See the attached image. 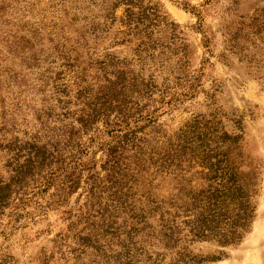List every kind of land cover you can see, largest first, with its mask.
Here are the masks:
<instances>
[{"label": "rangeland", "instance_id": "374dc122", "mask_svg": "<svg viewBox=\"0 0 264 264\" xmlns=\"http://www.w3.org/2000/svg\"><path fill=\"white\" fill-rule=\"evenodd\" d=\"M82 113L96 123L69 146L54 181L45 185L47 174L35 170L12 173L11 158L42 128L59 129L67 114L78 129ZM150 114L152 123H143ZM196 126L238 141L257 191L240 242H193L188 250L202 264H264V0H0V187L12 194L0 208V264L105 260L108 214L125 193L111 189L124 181L105 182L113 137L134 130L143 148L139 161L149 170L130 192L137 211L173 192L148 155ZM131 155L120 167L135 168ZM2 191L0 199L9 193ZM131 248L133 264L171 263L159 245Z\"/></svg>", "mask_w": 264, "mask_h": 264}, {"label": "trees", "instance_id": "16d2710c", "mask_svg": "<svg viewBox=\"0 0 264 264\" xmlns=\"http://www.w3.org/2000/svg\"><path fill=\"white\" fill-rule=\"evenodd\" d=\"M127 21L129 32L137 33L138 28L131 30L130 18ZM144 35L145 32L140 34L142 40L147 39ZM153 118L150 114L142 120L150 124ZM67 119L64 114L57 130L42 128L41 138L32 139L29 148H24V155L14 154L10 164L12 173L18 176L35 170L37 175L47 174L45 185L54 181V175L63 171L59 162L67 160L69 146L96 123L91 113L78 116V129L72 122H65ZM108 128L112 134L117 131L115 125ZM191 128L170 141L163 152L148 155V163L155 167V172L171 178L173 192L161 201L147 199L146 207L137 211L130 203L133 199L130 192L137 181L135 176L145 175L149 170L139 161L138 155L143 148L134 143V130H129L131 138H127L128 134L113 137L116 145L108 146L105 151V167L112 176L105 182L124 181L120 191L115 187L111 189L114 193H122V190L125 193L122 198H116V203L112 202L108 214L107 234L110 238L105 246L107 252L103 251L105 260L96 257L94 264L136 263L138 251L133 253L131 246L142 247L143 243L159 245L169 251L172 255L170 264H202L206 258L193 255L188 250L189 243L212 242L227 247L240 242L248 231L255 211L251 200L257 191V173L245 162L235 138L200 126ZM128 150L138 159L133 161L135 168L131 164L120 167L122 155ZM194 177L204 181L205 186H195ZM72 185L71 181L67 182L65 188ZM4 186L0 187V193H4L2 190L9 193L0 199V208L4 205L2 201L12 195L10 186ZM96 190L101 192L104 186H96Z\"/></svg>", "mask_w": 264, "mask_h": 264}]
</instances>
